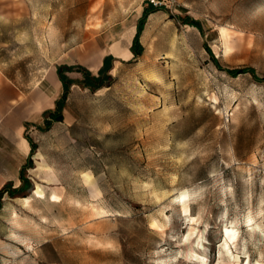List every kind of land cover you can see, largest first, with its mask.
<instances>
[{
    "label": "rangeland",
    "instance_id": "obj_1",
    "mask_svg": "<svg viewBox=\"0 0 264 264\" xmlns=\"http://www.w3.org/2000/svg\"><path fill=\"white\" fill-rule=\"evenodd\" d=\"M149 1L0 0L13 87L53 91L86 42L121 54L95 90L72 70L63 120L27 129L30 184L2 197L0 264H264V0H163L134 56ZM2 129L0 168L19 186L25 135Z\"/></svg>",
    "mask_w": 264,
    "mask_h": 264
},
{
    "label": "crops",
    "instance_id": "obj_2",
    "mask_svg": "<svg viewBox=\"0 0 264 264\" xmlns=\"http://www.w3.org/2000/svg\"><path fill=\"white\" fill-rule=\"evenodd\" d=\"M11 5V2H0V20L4 19L6 14H12ZM6 10H8L9 13H6ZM131 44L132 41L126 50L127 53H133L130 48ZM90 48L93 49L90 50ZM75 49L82 53V57L79 60L81 63H71L74 61L68 60L65 61V64H81L90 69L93 73L98 72L103 66L106 55L111 54L113 56L111 67L113 66L114 59L121 56L120 53H115L113 50L109 49L108 45H106L104 49L94 42H86L79 47H75ZM94 51H96L95 54L93 53ZM71 71H68V74ZM12 82L13 81L0 69V126L5 128V130L2 129L3 132L9 133L11 136L15 135L19 137L20 134L24 133L25 137L23 136L20 148L11 155L14 159H20L21 157L26 158L21 164L22 166L26 162L31 149L30 142L26 137L27 129L30 125L37 127V124H41L40 122L42 120L44 121L45 110L54 108L55 100L60 97L63 91V84L58 73L54 81L53 91L37 87L30 92H25L18 87H13V85H11ZM27 123L29 124L27 125ZM21 166L19 167V179H21ZM12 180L13 178L0 168V188L6 183H12ZM12 186L17 185L13 184Z\"/></svg>",
    "mask_w": 264,
    "mask_h": 264
},
{
    "label": "trees",
    "instance_id": "obj_3",
    "mask_svg": "<svg viewBox=\"0 0 264 264\" xmlns=\"http://www.w3.org/2000/svg\"><path fill=\"white\" fill-rule=\"evenodd\" d=\"M158 8H160V6L155 5L151 1H149L148 5L143 9L141 16L138 18L136 32L134 34L132 44L130 47L134 56L140 55L143 51V45L140 41V35H141V32L144 28L146 18L148 17L150 12H152ZM177 17L180 18L183 22L192 23V24H194V25H196L202 29V25H201L200 21L198 19L190 16V15H184V16L183 15H177ZM206 46H207V50L211 54V57L213 58L214 62L217 64V66L222 67L220 65V63L218 62L217 58L215 57V55L213 54L211 48L208 45H206ZM112 59H113V56L111 54L106 55L105 60H104V64L99 69V71L97 73H93L90 69H88L87 67H85L81 64H71V65L65 64V63L64 64H58L57 65V73L59 75V78L62 81L63 91H62L60 97H58L55 100L54 108L45 110V117H44L45 126L43 127L41 124H37V127H39L40 129L50 128L52 126V124L54 123V121L63 120V118H64L63 108L66 104L68 95H69L70 90H71V86L73 83H75V79L72 78L68 74V71L74 70L76 67H78L83 74V77H81L78 80V83H80L81 85H83L85 87H89V88L95 90L96 88H98L104 84L103 77H104V75L109 74V73H106V71H109V69L111 68ZM228 71L231 74H238L240 72H245V71H251L255 74V70L251 67L229 68ZM256 77L260 80H264L263 77H259L257 75H256ZM46 113H48V115ZM28 124L29 123H27V125ZM26 137L28 138V140L30 142L31 149H30V152H29V155L27 157L26 162L21 166V169H20V178L22 180V184L17 186V187H13L11 183H6L2 188H0V208L2 207V203H3L2 197H3L4 193L9 192L10 194H14L17 191H20V190L27 188L30 184V181H29L28 177L25 176L24 171H25V169L30 167L33 163V154L36 150L37 142L28 134H26Z\"/></svg>",
    "mask_w": 264,
    "mask_h": 264
},
{
    "label": "bare ground",
    "instance_id": "obj_4",
    "mask_svg": "<svg viewBox=\"0 0 264 264\" xmlns=\"http://www.w3.org/2000/svg\"><path fill=\"white\" fill-rule=\"evenodd\" d=\"M35 191L38 192V193L42 192V190L39 188V186H37ZM229 236L232 237V238H236L237 234H236V232H232V233H229Z\"/></svg>",
    "mask_w": 264,
    "mask_h": 264
},
{
    "label": "built area",
    "instance_id": "obj_5",
    "mask_svg": "<svg viewBox=\"0 0 264 264\" xmlns=\"http://www.w3.org/2000/svg\"><path fill=\"white\" fill-rule=\"evenodd\" d=\"M153 4H155V5H161V4H163V0H150ZM169 1H171V2H175V0H169Z\"/></svg>",
    "mask_w": 264,
    "mask_h": 264
}]
</instances>
